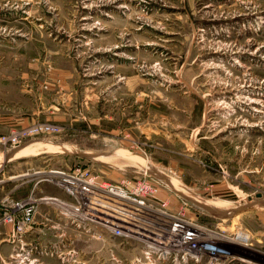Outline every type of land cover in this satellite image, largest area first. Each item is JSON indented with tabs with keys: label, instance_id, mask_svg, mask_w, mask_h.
Wrapping results in <instances>:
<instances>
[{
	"label": "rangeland",
	"instance_id": "1",
	"mask_svg": "<svg viewBox=\"0 0 264 264\" xmlns=\"http://www.w3.org/2000/svg\"><path fill=\"white\" fill-rule=\"evenodd\" d=\"M0 68V111L31 119L7 133L37 130L0 148L1 179L80 168L102 187L139 182L152 214L224 251L185 260L114 236L91 221L117 220L95 204L104 192L77 181L79 217L62 214L81 231L43 264H264V0H0ZM4 182L0 264H28L2 216L30 185ZM152 223L137 229L157 235Z\"/></svg>",
	"mask_w": 264,
	"mask_h": 264
},
{
	"label": "built area",
	"instance_id": "2",
	"mask_svg": "<svg viewBox=\"0 0 264 264\" xmlns=\"http://www.w3.org/2000/svg\"><path fill=\"white\" fill-rule=\"evenodd\" d=\"M42 127L44 130H46V126ZM38 129L41 128L39 127ZM35 131L37 130L31 129L23 132L11 131L4 136H0V146L3 149L15 148L21 144V142L27 135L34 133ZM49 172H53L54 174H49ZM32 173V175H34V185L40 183H50L59 190L64 191V193H66L69 197L77 191L73 188L75 187L76 182L78 180H81L82 178H86L85 180H87L94 187L100 186L94 182V179L89 175V172L80 168H76L69 172L62 170H47V172L45 173L43 170H35ZM50 176L54 177L57 180H53L52 178H50ZM130 187L131 189H119L118 194L122 197H129L131 194L141 195L143 197V195H146L147 192H149L148 186L143 185L139 182ZM104 190L111 191L108 187H105ZM31 192L28 196H25L24 198L19 200L13 201L9 199V212L3 213L2 222L9 223V225H11V233L9 236L10 241L16 240L17 242H20L22 236L28 231L33 223V218L36 214L35 203L39 199H35L31 195ZM92 197L103 202L102 204L104 205L102 207L106 206L108 210L112 211L117 216L118 221H107V223L113 228L112 233L114 234V236L119 237L123 233L131 236L129 232L134 231L139 235L140 239H142L155 250H163L167 253H172L175 256H180V258L185 260L193 259L194 261H197L201 255L216 257L218 255H224V251L217 246L214 238L208 236L206 239H201L198 241L202 233V231H198V229L183 228L179 231L178 238L171 241V235L176 230V224L173 221L166 220L152 214L149 211L136 208L120 200L108 197V195H105V193L101 194L99 192H94L92 194ZM75 203L77 205L80 204L77 201H75ZM143 203L147 204L151 208H155L151 206V203H146L145 200L143 201ZM121 216L126 217V219L123 220ZM136 222H146L151 226L154 225L152 222H155L158 224L157 227L162 230L158 229L159 233L157 235L149 232H143L137 229L141 226L139 224L136 225ZM166 225H168L169 228H167ZM166 229H168L167 233H165ZM162 233H165V236H162ZM151 237L163 240L165 242L163 244L164 248H159V246L156 245L157 243L155 241L149 239Z\"/></svg>",
	"mask_w": 264,
	"mask_h": 264
},
{
	"label": "crops",
	"instance_id": "3",
	"mask_svg": "<svg viewBox=\"0 0 264 264\" xmlns=\"http://www.w3.org/2000/svg\"><path fill=\"white\" fill-rule=\"evenodd\" d=\"M0 112L2 113H0V136L6 134L13 127H25V125L27 126L29 121H31V119H29L28 121V118L24 114H19L16 117H9L7 113H4L2 111ZM0 148L2 147L0 146ZM10 152L11 150L7 151V155ZM15 156L17 157L18 154L13 155L11 158L7 159L8 161L5 162L4 165L10 164L16 159L23 158H16ZM1 169L3 168H0V171ZM34 171L35 170L28 169L25 173H17L6 176L5 180H3V178H0V184L5 183L4 181H8V183L11 182L13 186L10 190L11 195H14V190L23 186L25 183H29L30 185V188L28 190L29 192L35 191V196L37 197V199H39L36 205V214L34 215L31 227L23 235L20 241V246L25 248V254H27V256H25L24 260L26 263L43 264V258L47 257V253L50 249L49 245H51V248H53L54 256L56 255V258H59V256H64L65 254L61 251V247L63 248L66 232L71 231L72 233H79L81 229L79 228V226H77V223L73 222L70 219L66 220L64 218L65 216L63 217L62 214L64 209L66 207H69L70 209H73L72 211L68 209L71 214L76 215L75 218L79 217V215L75 212V206H77V204L69 203L71 201L75 202L76 200L67 198L68 195L62 190L60 191L56 187H54L53 189L58 192L57 194L53 193L51 195L47 194L46 192L44 193L46 184L40 183L34 185V175H32V172ZM1 241H3V238L0 239V242ZM96 242L107 245V236H104L101 241ZM59 245L61 247H59ZM14 246L17 247L18 243H15ZM69 253L75 254L74 251ZM16 255L20 256V253L18 251H15V257Z\"/></svg>",
	"mask_w": 264,
	"mask_h": 264
},
{
	"label": "bare ground",
	"instance_id": "4",
	"mask_svg": "<svg viewBox=\"0 0 264 264\" xmlns=\"http://www.w3.org/2000/svg\"><path fill=\"white\" fill-rule=\"evenodd\" d=\"M22 151V150H21ZM51 152V151H50ZM17 154V153H16ZM19 154V153H18ZM22 155L21 156H19L18 155V157L20 158V157H22L23 155H24V153H21ZM16 157V156H15ZM50 174H54L53 172H50ZM50 178H52L53 180H57V179H55L54 177H51L50 176ZM78 181H80V182H83L84 184H86V185H89V186H92V187H94L93 185H91L87 180H85V179H81V180H78ZM105 186L104 187H102V186H99V187H96L95 186V188H97V189H99L100 191H103L104 193H105V195H108V197H111V198H114V199H117V200H120V201H122V202H125L126 204H129V205H132V206H134V207H136V208H139V209H142V210H146V211H149V212H154V211H156V209L155 208H151V207H149L147 204H144L143 203V197L141 196V195H134V194H131L129 197H122V196H120L119 194H118V192H119V189H124V190H126L125 188H123L121 185H118V184H104ZM105 187H108L111 191H109V190H104V188ZM73 189H75V190H77L78 192L80 191V185H78V184H76L75 185V187L73 188ZM76 191V192H77ZM141 201H142V203H141ZM96 205H97V207H100V208H102V209H106V210H108L107 209V207L106 206H104V207H102L104 204H102V202H96L95 203ZM202 206V205H201ZM69 208V207H68ZM75 210H79V207H78V205L77 206H75ZM108 211H110V210H108ZM115 215V214H114ZM104 217H106V216H103V217H99V218H95L96 220H91V221H93V223H95V224H97V225H99L100 227H102V228H104V229H107L109 232H111L112 233V231H113V228L107 223V221L108 220H113L112 218H108V217H106V218H104ZM122 217V216H121ZM123 218V220L124 219H126V217H122ZM106 221V222H105ZM113 221H118V220H113ZM122 223H124V222H122ZM142 224H146V222H141ZM137 224H139V223H137L136 222V225ZM147 225H149L150 227H151V225L148 223ZM152 228V227H151ZM157 229V228H156ZM159 229V228H158ZM130 234H131V236L130 235H127V234H122L121 236H123V237H127V238H132V239H137V240H142V239H140V237H139V235L136 233V232H129ZM113 234V233H112ZM178 234H179V232L177 231L176 232V230H175V232L172 234V235H174V239H177L178 238ZM114 235V234H113ZM210 235V234H209ZM214 235V234H213ZM212 235V236H213ZM241 235V234H240ZM217 236H215V238H216ZM239 237V236H238ZM246 238V237H245Z\"/></svg>",
	"mask_w": 264,
	"mask_h": 264
},
{
	"label": "flooded vegetation",
	"instance_id": "5",
	"mask_svg": "<svg viewBox=\"0 0 264 264\" xmlns=\"http://www.w3.org/2000/svg\"><path fill=\"white\" fill-rule=\"evenodd\" d=\"M76 184L81 185L80 183H76ZM146 224H148V223H146Z\"/></svg>",
	"mask_w": 264,
	"mask_h": 264
}]
</instances>
